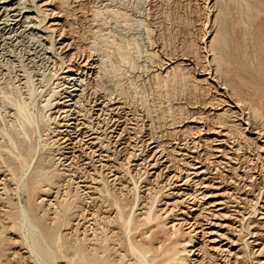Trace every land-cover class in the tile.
<instances>
[{
	"label": "bare ground",
	"instance_id": "1",
	"mask_svg": "<svg viewBox=\"0 0 264 264\" xmlns=\"http://www.w3.org/2000/svg\"><path fill=\"white\" fill-rule=\"evenodd\" d=\"M37 1L38 0H0V47L2 48V50H5V49L7 50L10 48V46L8 47V45H7L10 42V40L13 41V39L15 37H16L15 40L22 37L23 31L19 32V31H21V30H19L20 27L28 28L30 26V24L33 22V20L35 18L39 17L38 15L42 11V9L40 8L41 7L40 4H43V5L49 4V0H46V1L44 0L43 3L41 2L39 4ZM109 1H108L109 3L106 4L104 7H102L99 10H96L97 12L94 10L95 17H97V16L99 17L102 15V17H100L99 19L94 18V20L98 21L100 26L103 24H106L108 22L107 20L109 18L110 19L113 18L114 22H116V23H118L119 21H121L123 23H127V21H128L127 20V16H128L127 4L125 2H123V3L118 2L119 4L117 2L114 3L115 2L114 0H109ZM233 1L234 0H217L216 4L214 6H216L218 4V2L233 3ZM258 1L260 2V0H258ZM237 2H239V1H237ZM240 2L245 8V10L244 9L242 10L245 12L242 14V12L240 11L241 12L240 14L244 15V17L246 16V18L249 17V15L251 16L250 19L253 18L252 15L249 14L250 11L252 10L251 6L254 5L252 0H241ZM122 5L123 6L125 5V6L123 7ZM254 7H255V10L259 14H262L261 13L262 11L259 9V7H261L263 9L262 6L258 7L257 5H254ZM52 10H51V12H52ZM55 11L56 10H53V13ZM33 14L34 15L38 14V15H37V17H34ZM61 14H63V13H61ZM240 14H239V16H240ZM51 15L49 14L50 17H51ZM56 15L57 14H55L54 16H56ZM41 16H43V15H41ZM46 17L47 16H45L44 18H46ZM261 18L263 19V17H261ZM216 20H215V22H217ZM239 20H244V19L239 18ZM40 21H42V19ZM60 21L61 20H54V21L52 20L51 22L49 21L50 25H48L49 26L48 28L51 29V31L56 30L58 28V26L60 27V25H61L62 21L61 22ZM254 21H255V19H254ZM243 22H244L245 26L249 25L245 22V20ZM262 22H264V20ZM42 23H44V22H42ZM62 24H63V22H62ZM239 24H240V21H239ZM18 25H20V27L15 29V27H17ZM40 25H41V23H39L37 25V27L42 28ZM263 25H264V23H263ZM31 26L33 27V25H31ZM43 26H44V24H43ZM250 27H248V28H250ZM146 28L149 29V27H146ZM151 30L155 31L154 29H151ZM224 30H225V28H224ZM262 30H264L263 27H262ZM223 32H225V31H223ZM223 32L217 31L215 35L213 34L214 37L210 41V43H211L210 48L207 51L202 49L203 52H206V55H201L200 52L196 51L198 49L195 46L194 48H196V50H195L196 52L195 51L194 52H185L182 55L181 54H171V53L168 54L167 53L168 55L161 56L162 54L160 55V53H159L160 51L156 46L153 50L151 57L149 56L151 53H148L149 54L148 56H149V59H151L152 56L156 57V60L155 61L153 60L154 62L152 60L151 61H152V63H155V66L157 67V69H155V70H157L158 72L154 73V80L156 81V83L155 82L154 83L156 84V86L158 88H162L163 90L166 88V90H167L170 86L175 87V85H177V84L187 86L189 84L187 82V79H188V77H191V79L193 81L192 85L194 87L195 92H197V93H198V91H199V93L204 92V93H206L207 96H209L208 100L206 99L203 101V103L200 102L198 104H200V105L206 104L207 111H208V109H209V111L215 110L214 112L211 113L212 117H209L210 118L209 119L208 116L203 117V114L206 111H201L202 109L199 110L201 107H200V105H198V107H200V108L198 109L197 112H189L188 113L189 116L187 115L188 117L180 116V119L178 120V122H176L174 120L175 116H173L174 115L173 107L169 105L170 106L169 113H170L171 117L173 118L171 120L174 121L173 122L174 124L177 123V125L175 126L176 128L173 129V134L171 133V136L173 139L172 141H174V143L177 144V146L175 145L176 147L183 149V150L184 149L189 150L192 153H196V156H193L192 154L190 155L186 152L185 153L179 152L178 154H181L183 156L187 155L188 158L191 157L192 160H195V163H199L197 165H194L190 161L186 160V162L189 165V166L187 165V167H189L188 170L201 168L202 166H204L205 162H210L211 164H213L215 166L216 170H221V169H219V167H220V165L222 166V163L225 162L224 159H230L228 162H230V161L234 162L235 161L234 159H239L236 154L241 150L244 151V149H245V152L244 153L242 152V153H243V156L245 157L246 160H248L250 162L254 159V157H256L257 161L260 162V167L258 168V170L256 172H258L257 176L259 175V179H261V180L258 183V185H254V187L252 188L253 192L251 193L253 195V200H254L255 206H254L252 212H250L249 216L247 215V217H245V215H243L240 212V210H237V209L233 210L234 213H237L238 215H241L242 217L238 218V216L235 214L234 218H232V219H234L235 222L236 221L240 222L239 231L244 230L245 226L243 224V221L244 220H250L249 217L262 220L263 222L262 221L261 222H262L263 227H261V228L264 229V106H262L260 108H255V106L252 107L253 109L255 108L253 111L254 112L253 115L250 112L253 109L250 108L251 109L250 111L249 110L245 111V108H243V106H242L243 104H245V102L243 101L244 99L242 100L241 97L238 96V94H239L238 91L234 89L235 85L232 86L233 84H231L230 81L223 80V77H222L223 74L230 72L231 68H234V70H235V66L233 65V63H234V57H237V56H234L232 54L233 52H230L231 54H227V53H225L224 48L222 49V47H224L226 45L225 41H222L223 42L222 44L219 42V39L223 38V36H224ZM206 34H208V33H206ZM244 34H245V32H244ZM60 35H61V33H60ZM258 35H260V34H258ZM248 37L252 38L251 34ZM109 38H110V41L108 42V47L110 50L107 54L99 53V52H102L101 51L102 48H98V49L96 48V50H95V52L98 51V53H99L98 67L96 65H94L95 61H93L92 59H89L86 61L84 59L82 61L84 64L81 67H84L85 69H89L90 74H91V71H93L92 72L93 74H94V71L99 73L98 79L96 78L98 80V84L94 85L92 87V88H94V92L90 97H87V93H86L87 83L80 81L79 76L78 77L76 75L73 77L68 76L66 81L64 82V85H66V86L63 89V91L64 90L65 91L64 92L62 91L60 96H58V98L55 99V102L53 100H50V99H52L51 97H54L53 95H55V93L57 91L55 92V90H54V92H55L54 94L52 91V93L49 94V97H47L42 102V106L40 105L42 110L38 111V113L36 114L33 111L35 108L33 106L36 105V104H34V103H36V102H34L35 101L34 95L36 92L35 91V84L33 83V80L29 76L30 74L27 70L24 71V73H23L24 77L22 78L23 88L25 89L23 91L21 90L22 88L20 89L21 90L20 91L18 89H15L12 86L10 87V82L1 81V79H0V117L3 119L2 124L0 123V135H1L0 141H2V139H3V141L0 142V176H3V178H1V180H0V242H19L21 245H24V247L27 248L26 252H29V255L27 258H24L23 255H19L18 260H23V264H32V263L33 264H128L129 262H130L129 264H186V261L191 260L190 258H187L186 256H184L185 253H183V252H188L187 249L189 247L186 248V246L184 245V247L182 246L183 247L182 249L179 248L180 247L179 245L181 244V240L180 241L176 240L170 245H165L163 243L162 244L159 243L161 245L156 246V242L159 240L160 233L166 231L165 227L164 228L162 227L160 229L157 228V227H159L158 225H160V224L162 225V222L157 220V217L160 215L159 212L157 213L154 211L155 206H156L155 203H157L156 199H158V198L154 197L155 199H153L152 202L150 201V205L148 204L149 206L145 207V210L143 212H141L138 215H135L136 210L140 209V204L142 203V202H140L141 197H138L139 192H137V190H138L139 186H138V181H136V180H134L135 184H134V188H133L137 192L136 195L134 196L136 199L133 201L134 203L130 206V210L128 211V213L126 212V208H125L126 206L118 205L117 202H119V201H116V199H108L106 197L105 192L107 189L101 190V192H100L102 194L101 199H99V201L93 205L91 203V205L94 208L92 207V209H91L89 206L83 207L80 211L77 212V216H78V218H80L79 219L80 221H78L76 223V225L73 227L74 233H73L72 239L68 240L67 238H62V236H61L60 229L65 222V217H67V216L69 217L72 214L74 215V208H75L76 203L74 202V200L73 201H66L64 198H63V200H61V198H60L61 195L59 196V193H60L59 191L61 190L60 183L66 182L65 179H60V178L55 179V175L48 176V175H46V173L44 171L45 170L44 162L42 161V158L39 157L40 155L42 156L43 153L41 152V148H42V146L44 147V145H45V143H44V145L40 146V144L38 143V141L40 140L39 136L41 134L40 124L41 125L43 124V126L46 128V130H44V131H48L49 135H50L49 131H51V130H52L51 132H53V133L57 132L56 133L57 139L54 136L55 142H57L55 144H58L56 147L57 149L55 151H57L56 153H58V154L60 153V155L63 156V160H64V163H62V161L60 163L65 165L64 167H66L67 170L70 167H72L70 172H73L74 174L78 175L77 178H79L80 182H86L88 180V177H89L90 171L89 172L86 171L84 174L78 173L79 168H81V167L84 168L83 166L85 163L86 164H92V166H93V164H96L95 162L102 163L103 161H107V163L103 164V166H102L103 168H105L108 165V161H110V160L118 161V160L122 159L123 153L133 143H134V146L133 147L131 146L133 148V151H131V152L126 151L127 153L124 154V156H126L124 158V160H127V163H129L130 159H132L133 161L139 160L136 158L137 152L134 151L135 150L134 147L140 146V144L139 145L135 144V142H137L138 139H140L139 136H141V139L138 141V143H140V142L142 143L141 146H143V150H142L143 152L145 151L146 148H148L147 151L152 150V149L155 150V152H154L155 156H157L159 154V156H158L159 159H157V162L155 164L160 162V158L162 159L164 157V155H163V157H160V156L167 149V147H165V145L163 144L164 139H161V137H163V136H159L161 139L159 141L157 138L158 135H157V137L155 136L158 133L154 134L152 132L153 129L151 130L152 133H150L148 131L149 133L145 132V134L142 135V133H144L140 130L142 128H138V126H137V128L141 132V134L138 135L139 131L136 128L137 124L134 123V120H136V118L134 119V117H131V115L133 114L132 116H134L135 113L132 112L133 110H127V108H128L127 107L128 94H129L128 91L131 88L133 89L132 94H134L136 96L138 95V97H140L139 94L142 95L140 98L141 99V105H142V102L145 103L144 96H143V93L145 91L142 93L141 90L140 91L137 90V87L139 88V86H137L135 88L133 82H135L136 80L133 81L130 78H128L131 80V82L127 81L128 82L127 83L125 81L126 83H124L123 78H125V77L120 78V74H119V72L121 73L123 71V66L124 67L127 66L128 68L131 67L133 69H135L137 67L136 60H137V55L140 54L139 47L138 46L133 47L132 43H125L124 44L123 41L120 38H117L114 34L113 35L109 34ZM238 38L242 39L244 37H242V38L238 37ZM148 39H149V37H148ZM150 39L152 40L151 44L153 42V44L156 45L155 39L153 37L152 38L150 37ZM247 39H245V40L247 41ZM252 39H253L252 41H254V37ZM52 40H53V38H52ZM74 41H75V39H74ZM241 42H243V44H244V41H241ZM218 43H220V44H218ZM240 43H239V45H240ZM70 44L68 43V47L70 46ZM192 44H193V42H192ZM243 44H241L242 47H243ZM253 44L254 43H252L251 45H253ZM193 46H194V44H193ZM247 46L248 45H246V47ZM255 46H256V44H255ZM11 47H12V45H11ZM263 47L264 46H262V48ZM84 48H85V46H84ZM135 48H137L136 51H134ZM251 48H250V50H251ZM243 49H244V47H243ZM256 49L257 50L255 52V58L257 59L258 65L263 67L264 58L260 59V57H262L261 55L264 53V48L262 50H259V48L256 47ZM230 51H232V50H230ZM241 51H239V54ZM237 54H238V52H237ZM247 54H248V52H247V50H245L243 55L247 56ZM210 56H213L212 60L208 59V57H210ZM239 56H242V55H239ZM244 56H242V57H244ZM242 57H240V58H242ZM247 58H245V62H247L246 61ZM251 59L252 58H250L249 60H251ZM249 60H248L249 63L252 62ZM252 60H254V59H252ZM238 61H239V59H238ZM237 62H236V64H237ZM241 62L244 63V61H239V63H241ZM244 64H243V66L245 67ZM253 64H254V66L256 65L255 63H253ZM146 65H148V64H146ZM152 65L153 64H151V66ZM225 65H227L228 67L224 68ZM250 65H251V63H250ZM251 66H249V67L252 68ZM153 67H154V65H153ZM239 67H241V66L239 65ZM244 67H241V68H243L244 71L246 72ZM247 67L248 66H246V68ZM258 67H257V70H259L261 72V70L258 69ZM66 69H67V67H66ZM254 69L256 70V68H254ZM261 69L263 70L264 68H261ZM79 70H80V68L75 69L74 66L71 65L68 67V70L66 72H72V74L81 75V73L83 71H79ZM81 70H83V68ZM234 70H232V71H234ZM250 70H247V72L249 71V73H250ZM251 71H254V70H251ZM0 74L2 75L1 71H0ZM236 74L234 76H236ZM239 75L240 74H238L237 78H239ZM263 75H264V73H263ZM152 76H153V74H152ZM234 76L232 75V77H234ZM240 77H243V76H240ZM242 81H243V79H242ZM231 82H232V80H231ZM249 82L254 83L252 81H249ZM245 83H246V81H245ZM258 83H259V86H262V85H260V82H258ZM106 84H109V86H112L113 88L109 89V87H107ZM124 84L125 85L128 84V85L126 87H123ZM241 84L242 83H240L239 85H241ZM241 86H244V85H241ZM257 88H256V90H257ZM262 88H264V86ZM162 89H161V91H162ZM166 90H164V91H166ZM249 91H251V89ZM157 92H159V90ZM263 92L264 91L262 90V94H263ZM161 93L162 92H160V95H161ZM167 94H169V93H167ZM145 96H146V94H145ZM76 97H78L77 100H75ZM138 97H136V98H138ZM257 97H259V96H257ZM134 98H135V96H134ZM170 98H172V97H170ZM136 101H138V100H136ZM147 102L145 105L147 107H149V105H147ZM167 102H170V101H167ZM82 103H83V106L80 107V105H82ZM134 103L136 104V102H134ZM55 104H56V106L54 107ZM86 106H89L90 108L88 109V108H86ZM225 106H228V107L225 108ZM247 106H248V104H247ZM132 107H136V106H132ZM249 107L250 106H248L247 109H249ZM51 109H53L55 111L52 114H49V111ZM44 110H46V112ZM220 110H223V111L221 113H216V111L220 112ZM94 111L96 113H94ZM135 111H136V109H135ZM146 111H148V110H146ZM151 111L147 112V114H149L147 116H149L148 118H151L150 119L152 121L151 124H153L154 121H153V117L151 115ZM163 111L161 110V112H163ZM58 113H59V115H58ZM152 113H154V112L152 111ZM164 113L165 112H163V114ZM166 113H167V111H166ZM53 114H56V115H53ZM95 114L97 115V117H95V119H97V118L99 119L97 127H95L93 125L94 124L93 121L87 120V118L93 119V116ZM163 114L161 113V115H163ZM254 114L257 116V117H255V120L252 119ZM164 115L162 116L163 118L165 116H167V114L165 116ZM170 115H168V116H170ZM250 115H252V117ZM40 116H41L42 122L40 121ZM58 117H59V119L61 118L60 121L58 120ZM101 117H103V118L100 119ZM135 117H136V115H135ZM138 117H140V116H138ZM165 118H168V117H165ZM257 118H259L258 120L261 121L260 123H259V121L258 122L256 121ZM44 120H46L48 123H50L49 121H51V122L54 121L55 124L57 125V127H55V126L54 127L58 128V130L56 131V129L54 127H53L54 129L50 128L51 127L50 124H52V123L47 124V122L46 121L44 122ZM137 120H139V119H137ZM61 122L63 124H61ZM138 122H141V121H138ZM191 123H198L201 125L191 126ZM130 124H132V125L136 124V125H135V127H129ZM152 127H149V128H152ZM179 127H180V129H179ZM101 129H102V131H101ZM136 129L138 132L137 131L133 132ZM38 131L40 133V134L39 133L37 134V135H39L38 136L39 138H37V139L34 138L35 140H37V142H34L35 140H33V142L32 141L26 142V141H28L29 137H31V133L36 134ZM182 131L184 132L182 134H186V133H194V135L196 134V137H194L192 140L189 138L191 140L190 143H193L192 146H190V143H189L190 140L188 141L186 139L183 141L184 143L181 141L182 138L180 140V134H181L180 132H182ZM104 134L106 135L105 138H107V141L104 139L101 140V138H103V137L100 135H104ZM45 135L46 134H44V137H42L43 139L46 138L47 136L49 137V135H47L46 137H45ZM60 135H62V136H60ZM165 135H167V134H165ZM206 135H209V136H206ZM34 136L36 137V135H34ZM41 136H43V135H41ZM58 136H60V137H58ZM167 136H169V135H167ZM203 137H205V138H203ZM210 138H212V139H210ZM197 139H199V140H197ZM200 141L201 142L203 141L204 144L206 145V149H207L206 151L207 152L203 151L204 153H199L197 151L198 147L200 148V143H201ZM44 142H46V141H44ZM105 142H106V144H105ZM48 143H49V140H48L47 144ZM53 144H54V142H53ZM50 145H51V142H50ZM52 146L53 145H51V148H52ZM46 147H49V146H46ZM95 147H97V148H95ZM54 149H55V145H54ZM42 150H44V148H42ZM46 150H45V152H47ZM51 150H53V149H51ZM174 151L176 152V150H174ZM40 153H42V154H40ZM56 153H53V154L55 155ZM231 154H234L236 156H234V157L230 156ZM175 155H177V154H175ZM251 155H253L254 157H252ZM47 156H49V155H47ZM47 156H46V158H47ZM106 157L109 159H106ZM53 158L54 157H52V159ZM176 158H177V156H176ZM59 159L61 160V158H59ZM85 159H89L90 162L87 160H86L87 162H85L84 161ZM150 159H152V158H150ZM81 161H83L85 163L83 164V166H81V164H80V166L78 167L77 165ZM165 161H166V159H165ZM182 162H183V160H182ZM121 163H124V162H121ZM139 164H142V162ZM135 165H137V164H135ZM111 166L113 167V165L110 164L107 167V169H111ZM153 167H155L154 164H153ZM75 168H77V169H75ZM99 168H101V167H99ZM237 168H239V167H237ZM222 169H223V167H222ZM114 170H116V169H114ZM139 170H140V168H139ZM146 172L147 171H145V173ZM206 172L209 173V171H207V168L206 169L203 168V169L193 171V172L189 171V173H187V177H185L186 180L185 181L183 180L184 182H182L181 185H191L193 183L192 185H195L194 187H196V188L205 187L207 185V184H204L205 181H203L205 179V176H203L202 178L200 176L204 173L206 174ZM73 173H72V175H73ZM111 175L114 177L116 175V173L111 174ZM192 175H193V177H192ZM246 176H248V175H246ZM257 176H254V174H252V175L249 174L248 177L251 180H254V179H257ZM114 178L117 179L116 176ZM118 178L121 179L120 177H118ZM70 179L71 180L73 179L72 176L70 177ZM92 179L96 180L97 178L92 177ZM132 179H134L133 175H132ZM177 180H178V178H177ZM87 187H90V186H87ZM52 188H56V191H55V189H54V191H55V194L56 193L57 194L55 195V199L50 200L49 206L52 205V207L49 209L47 207L48 204L44 203V200H47V199L41 198V197H45V196H41V195L43 194L44 191L49 192ZM147 189L149 190L151 188L148 187ZM89 192H92V191H87L86 194H88ZM196 192H198V189L193 191L194 194H196ZM134 193H135V191H134ZM217 193H219V192H217ZM12 194H15L17 197H19L20 201L14 202V199L11 197ZM202 194H203L202 196H204L203 198H205V196H207V194H205L203 192H202ZM220 195H221V193H220ZM23 196L26 197L25 202L23 201ZM89 196H90L89 199L94 198V197H91V196H93V195H91V193ZM209 197H210V195H209ZM248 199H250V198H248ZM54 200H58V202H53ZM93 201H95V198L93 199ZM227 202H230V201L228 200ZM224 203H222L221 201H218L217 203L215 202V204H217V205H219V204L224 205ZM209 204H210L209 206H211V207L212 206L217 207V205H215L214 202H212V203L209 202ZM135 206H136V208H135ZM199 208H200V206H199ZM222 208H224V207H220L219 209H222ZM142 209H143V207H142ZM156 209H157V207H156ZM194 209L197 210V208H195V207H194ZM194 209L192 208V210H194ZM216 210H218V209H216ZM216 210L215 211H207V208L204 207L203 204H202V207L199 209V211H201L200 212L201 214L202 213L204 214L207 211L208 216L210 213L212 218H219L220 215L223 216V218H226L225 216L229 215V218H230L233 215V214H231V212H229V214L226 212L224 214H221V213L217 214V212L219 210L218 211H216ZM113 213H115L114 216H112ZM157 214H158V216H157ZM139 216L142 217L141 221H137V218L139 220ZM160 218H161V216H160ZM66 221L68 222L69 220H66ZM81 221H83L82 227L80 225L82 223ZM211 221L212 220H209L208 223L212 224V225H217L216 223H213ZM176 225L173 224L171 227L175 228ZM260 225H261V223H260ZM83 226L84 227L86 226V227L83 229ZM166 228H167V226H166ZM174 228H173L172 233L174 234L175 237H177L181 231H180V229L174 230ZM178 228H179V226H178ZM252 228H256V225H251V223L248 222L247 223V234L250 235L251 237L258 236L257 232L251 230ZM169 231L170 230H168V232ZM182 232H185V231L183 230ZM206 233L203 232V234H206ZM169 236H171V235L169 234ZM248 238L245 239L244 242H246L247 245H250L251 243H249V242H254V241H249ZM166 240L167 239H165L164 241H166ZM188 241H184V243L188 242ZM218 241L219 240H217V239L211 240V242H218ZM233 241L235 242L236 240H233ZM231 244H235V243H231ZM186 245H188V244H186ZM189 245H190V243H189ZM202 245H204V244H202ZM220 246H218L217 249L218 248L220 249ZM213 247H215V246H213ZM252 248H254V247L252 246ZM215 249H216V247H215ZM196 250H198V249H196ZM202 250H203V252L206 251L203 248V246L202 247L200 246L199 251H202ZM224 250L228 251L227 252L228 255H233L234 257L237 256V258L239 256V253H237V252H232V250H228L227 248H224ZM189 252H192V250L189 249ZM193 252H194V250H193ZM16 253H17V251H16ZM198 253H200V252H198ZM19 254H21V253H19ZM3 256L4 255H0V262H1V259L3 258ZM189 256H190V254H189ZM201 256H203V253ZM213 256H211V257H213ZM158 258H160V259L158 260ZM203 258H205V257L203 256ZM260 259L257 260V263H259V264L263 263L264 264V260L261 261ZM201 261H202V259L198 260L196 262H198V264H203V263H201ZM237 261H238V259H237ZM11 262H12V259H6L5 263H11ZM192 262H194V261H192ZM234 264H235V262H234Z\"/></svg>",
	"mask_w": 264,
	"mask_h": 264
},
{
	"label": "rangeland",
	"instance_id": "2",
	"mask_svg": "<svg viewBox=\"0 0 264 264\" xmlns=\"http://www.w3.org/2000/svg\"><path fill=\"white\" fill-rule=\"evenodd\" d=\"M43 1L44 0H38L37 2L39 4L41 2L43 3ZM108 1L109 0H51V1L49 0V4H47V5L40 4L41 5L40 8L42 9V11H41L42 14L41 13L40 14L38 13L39 15L33 14L34 17H37V15L39 17L35 18L28 28L20 27V25L15 27V29L20 27L19 30H21V31H19V32L23 31L22 37H20L19 39H16V40H15V38H16L15 37L13 39V41H11V40H10V42L8 41L9 43L7 45H8V47L10 46V48L7 50L6 49L2 50V48L0 47V71L2 72V75L0 74L1 75L0 76L1 81H8V82H10V87L12 86L18 90H20L22 88L21 90L23 91L25 89L23 88L22 78L24 77V75H23L24 71L27 70L30 74L29 76L33 80V83L35 84V91L36 92L34 95V99H35L34 102H36V103H34V104H36L37 106L34 105L33 107H35V108L37 107V108L36 109L34 108L33 111L36 114L38 113V111L42 110L41 109L42 102L47 97H49V94L52 93V91H53V94L57 91L55 93V95H53L54 97H51L52 99H50V100H53L55 102V99L58 98V96H60L63 89L65 88L66 85H64V82L66 81L68 76H71V77H73L75 75L77 77L79 76L80 81L87 83V91H86L87 97H90L93 94L94 88H92V87L94 85L98 84L97 79H98L99 73L94 71V74H93L92 73L93 71H91V74H90L89 69H85L84 67H81L84 64L82 61L84 59H85V61L92 59L93 61H95L94 65H96L98 67L99 53L107 54L110 50L108 47V42L110 41L109 34H112V35L114 34L117 38H120L124 44L125 43H132L133 47L138 46L139 50H140V54L139 55L136 54L137 55V60H136L137 67L135 69H133L131 67L128 68L127 66L126 67L123 66V71L121 70L122 72L121 73L119 72V74H120V78H123V77L126 78L127 77L126 79L123 78L124 83H126L127 81L131 82V80H133V81L136 80L135 82L132 81L134 83L135 88L137 86H139V88L137 87V90H139V91L141 90L142 93L145 91L143 93L145 103L142 102V105H141V99H140L142 95L139 94L140 97H138V95L136 96V95L132 94V92H133L132 88L129 90L130 92L128 91L129 94H128V104H127L128 108H127V110H133L132 112L135 113L134 116H132L133 115L132 114L131 117H134V119L136 118V120H134V123L137 124V125L135 124L136 128H137V126H138V128H142V129H140L142 132H144V133H142V135H144L145 132H147V133L153 132L154 134L158 133L155 136L157 137V135H158L157 138L159 141L161 139H164L163 144L165 145V147H167V149H166L167 151L165 150L163 152V154L160 156V157H163V155H164L165 158L164 157L162 159L160 158L159 163L155 164L157 162V159H159L158 158L159 154L157 156H155V153H154L155 150L154 149L147 151L148 148H146L144 152L142 151L143 150V146H141L142 143L141 142L138 143V141L141 139V136H139L140 139H138V141L135 142V144H137V145L140 144V146L134 147V149H135L134 151L137 152L136 158L139 160L133 161L132 159H130L129 163H127V160H124V158L126 157V156H124V154L127 153L126 151H130V152L133 151L132 147L134 146V143L131 145L132 147L130 146L131 148L128 147V149L123 153L122 159H120L118 161H115V160L108 161L107 167L110 164L113 165V167L111 166V169H107V167H105V168L102 167L103 164L107 163V161H103L102 163L95 162L96 164H93V166H92V164H86L85 162H87V161L90 162V160L85 159L84 160L85 162L81 161L82 163L80 162L77 165L79 167L80 164H81V166H83V164L85 163L83 166L84 168H82V167H81L82 169L79 168L78 173L84 174L86 171L87 172L90 171L91 173L89 172V177H88V180L86 182H80L79 178H77L78 175L74 174L73 172H70L72 167H70L69 168L70 170L68 169L69 170L68 171L66 169V167H64L65 165L62 164V163H64L63 156H61L60 153L59 154L56 153L57 151H55L57 149L56 147L58 145V144H55V143H57V142H55V137H56L57 132H54L55 133L54 134L53 132H51L52 131L51 130V131H49L50 132V135H49L48 131H44V130H46V128L43 126V124L42 125L40 124L41 134L39 133V131L36 134L31 133V137H29L28 141H26V142H31V141L33 142V140H35L34 138L37 139L40 137L39 138L40 140L38 139L40 141V142L38 141L40 146L44 145V143H45L44 147L42 146V148H44V150H42V148H41V152L43 154L40 153V154H42V156L40 155L39 157H41L42 161L44 162V166H45L44 171H45L46 175H48V176L55 175V179H58V178L65 179L66 182L60 183L61 190L59 191L60 192L59 196L61 195L60 196L61 200H63V198H64L66 201H73L74 200V202L76 203L75 208H74V215L72 214L69 217L68 216L65 217V222L60 229L62 238H67L68 240L72 239L73 233H74L73 227L76 225V223L78 221H80L79 220L80 218H78V216H77V212L80 211L83 207L89 206L92 209V207H93L92 205L97 203L99 201V199H101V197H102V194L100 193L101 190L107 189L105 192L106 197L108 199H116V201H119V202H117L118 205L126 206L125 208H126L127 213L130 210V206L134 203L133 201L136 199L134 196L136 195L137 192H139L138 197H141L140 202H142L140 204L141 210L137 209L138 211L136 210L135 215H138L141 212H143L145 210V207L150 205V201L152 202L153 199L158 198V199H156L157 203H155L156 206H155L154 211L157 213L159 212L160 215L158 216V214H157V216H158L157 220L161 221L162 225L161 224L158 225L159 227H157V228L160 229L162 227L163 228L165 227L166 231L160 233V237H159V240L157 241L158 243L156 242V246H159L162 243L165 245H170L176 240L177 241L181 240V244L179 245L180 249H182L184 247V245L186 246V248L189 247L187 249L188 252H183V253H185L184 256L191 259V260L186 261V264H198V262H196V261L201 260V259H202L201 263H203V264H234V262H235V264H259V263H257L258 259L261 258L260 259L261 261L264 260V229L261 228V227H263L262 226L263 221L260 219H257V218L249 217L250 220H244L243 221V224L245 226L244 230L239 231L240 222H237V221L235 222V220L232 218H234L235 214L238 216V218L242 217L241 215L234 213L233 210H235V209L240 210V212L243 215H245V217H247V215L249 216L250 212H252L255 205H254L253 195L251 193L253 192L252 188L254 187V185H258V183L261 180V179H259V175L257 176L258 172H256L258 170V168L260 167V162L257 161L256 157H254L253 155H251L252 157H254V159L252 161L249 162L248 160H246L245 157L243 156V153L245 152V149H244V151L241 150L236 154L239 159H234L235 160L234 162L233 161L228 162L230 159H224L225 162L222 163V166L220 165V167H219V169H221V170H216L215 166L213 164H211L210 162L204 163V166H202V167L205 169L207 168V171H209V173L206 172L207 175L204 173L200 177L202 178L203 176H205V179L203 181H205L204 184H207L208 186L206 185L205 187H202V188H196V187H194L195 185H192L193 183L191 185H181V183L186 180L185 177H187V173H189V171L193 172V171H197V170H200L203 168L201 167L198 169H189L188 170L189 167H187L188 163L186 162V160L190 161L194 165H197L199 163H195V160H192L191 157L188 158L187 155H184L185 156L184 157L183 155L178 154L179 152L180 153L186 152L190 155L192 154L193 156H196V153H192L189 150H185V149L183 150V149L176 147L177 144H175L174 141H172L173 139H172L171 133L173 134V129L176 128L175 126L177 125V123L174 124L173 123L174 121L171 120L173 118L171 117V115L169 113L170 106L173 107V110H174L173 116H175L174 120L176 122H178V120L180 119V116L188 117L189 112H197L200 107L201 108L199 110L202 109L201 111H206L203 114V117H207V116H208V118L212 117L211 113L214 112L215 110L209 111V109H208V111H207L206 104H202V105L198 104L200 102L203 103V101L206 99L208 100L209 96H207L206 93H204V92H202V93H199V91H198V93L195 92L194 87L192 85L193 81H192L191 77H188L189 80L187 79V82L189 83L187 86L186 85L183 86L181 84H177V85H175V87L170 86L171 88L169 87L170 89L169 88L167 89L169 92L166 90V88L164 89L166 91H164L162 88H158L155 84L156 81L154 80V73H156L158 71L155 70V69H157V67L155 66V63H152L153 60L154 61L156 60V57L152 56V58L149 59V56L151 57L153 50L156 46L160 51L159 52L160 55L162 54L161 56H166L169 53L182 55L185 52H194L196 50V48L198 49L196 51L200 52L201 55H206V52H203V50L207 51L210 48V45H211L210 41L212 40V38L214 37L216 32L217 31H220V32L225 31V32H223V34H224L223 38L219 39V42L221 44L223 43L222 41H225L226 45H227V46L225 45L224 47H222V49L224 48V51L227 54H231L230 52H233L232 54L234 56H237V57H234V63H233V65L235 66V70H234V68H231L230 69L231 71L229 70L230 72L223 74V76H222L223 80L230 81V83L233 84L232 86L235 85L234 89L238 91V93H239L238 96L241 97L242 100L244 99L243 101L245 102V104H243L242 106H243V108H245V111H248V110L250 111L251 109H253L252 107H254V106H255V108H260V107L264 106V100H263L264 99V92L262 94V90L264 91V88H262L264 86L263 85L264 84V75H263L264 69L263 70L261 69V68H264V65H263V67L258 65L257 59L255 58V52L257 50L256 47H258L259 50H262L264 48V47L262 48V46H264V32H263L264 30H262V27L264 29V25H263L264 22H262L264 20V10H263L264 9V0H260V2L258 0H252L254 5H257L258 7L262 6L263 9L261 7H259V9L262 11L261 12L262 14H259L255 10L254 5H252L251 6L252 10L249 13L253 17L251 19H250V17H251L250 15H249V17H247L248 19L246 18V16L244 17V15H242L245 12L242 10L243 9L245 10V8L241 4V2H240L241 0H236V1L234 0L233 3L218 2V4L216 6H214V5L216 4L217 0H114L115 1L114 3L125 2L127 4V6H128V10H127V12H128L127 20L128 21H127V23H123L121 21L116 23V22H114L113 18H111V19L109 18L107 20L108 22L106 24H103L100 26L99 22L94 20V18L99 19L100 17H102V15L99 17L98 16L95 17L94 10L96 11V10L101 9L102 7H104L106 4H108L110 2V1L109 2ZM237 1H239V2H237ZM52 9L56 10V11L53 13ZM51 10H52V12H51ZM240 11L242 12V14H240L241 13ZM52 13L54 15L55 14H57V15L54 16ZM61 13H63V14H61ZM49 14L53 15V16L51 15L52 18L49 16ZM239 14H240V16H239ZM41 15H43V16H41ZM45 16H47L46 17L47 19L44 18ZM241 17L251 27L249 25L245 26V24L243 22L244 20H239V18L242 19ZM261 17H263V19ZM41 19H42V21H40ZM254 19L256 22L254 21ZM52 20L53 21L54 20H61L63 22V24L60 21L61 22L60 27L58 26V28L56 30L51 31V29L48 28L49 27L48 25H50V22ZM215 20L217 22H215ZM239 21H240V24H239ZM42 22H44V23H42ZM39 23H41L40 26L42 28L37 27V25ZM43 24H44V26H43ZM31 25H33V27ZM146 27H149V29H147ZM248 27H250L251 29ZM224 28H225V30H224ZM151 29H154L155 31H153ZM59 32L61 33V35ZM244 32L246 35L244 34ZM206 33H208L209 35ZM250 34H251L252 38L254 37V41H252L253 39L251 37H248V36H250ZM258 34H260V35H258ZM148 37H149V39H148ZM150 37L151 38L153 37L155 39L156 45H154L153 42L151 44L152 40L150 39ZM238 37H241V38L244 37V38L240 39ZM52 38H53V40H52ZM74 39H75V41H74ZM245 39H247V41ZM241 41H244V44ZM192 42H193L194 46H193ZM249 42L251 44L252 43H254V44L251 45ZM68 43L69 44L71 43L72 45L70 44V46L68 47ZM220 43H218V44H220ZM239 43H240V45H239ZM241 44H243L244 49H243ZM255 44H256V46H255ZM11 45H12V47H11ZM246 45H248V46L246 47ZM84 46H85V48H84ZM195 46H196V48H194ZM96 48L97 49L102 48V50H101L102 52H99V53H98V51L95 52ZM250 48H251V50H250ZM136 49L137 48H135L134 51H136ZM230 50H232V51H230ZM245 50H247V52H248L247 56L243 55ZM239 51H241L240 54H239ZM237 52H238V54H237ZM148 53H151V54L149 55ZM263 54L261 55L262 57H260V59L264 58ZM239 55H242L244 57L239 56ZM240 57H242V58H240ZM212 58H213V56L208 57V59H210V60H212ZM245 58H247L246 59L247 62H245ZM250 58L254 59L255 61L252 59L249 60ZM238 59H239V61H244L245 64L243 62L239 63ZM248 60L252 61V62H250L252 66L250 65ZM236 62L238 65L236 64ZM253 63H255L256 65L254 66ZM146 64H148V65H146ZM151 64H153L154 67H153V65L151 66ZM243 64L245 65V67L243 66ZM71 65L74 66L75 69L80 68L79 71H83L81 73V75L72 74V72H66L68 70V67ZM239 65L241 67H244L246 72L244 71L243 68L239 67ZM225 66H224V68L228 67L227 65H225ZM246 66H248V67L246 68ZM249 66H251L252 68H250ZM66 67H67V69H66ZM257 67H258V69L261 70L262 73L259 70H257ZM82 68H83V70H81ZM249 68L251 70H254V71H251ZM254 68H256V70ZM232 70H234V71H232ZM247 70H250V73H249V71L247 72ZM152 74H153V76H152ZM235 74H236V76H234ZM238 74H240L239 78L240 79L242 78L243 81H242V79L240 80L239 78H237ZM232 75L234 77H232ZM240 76H243V77H240ZM128 78H130L131 80ZM231 80H232V82H231ZM245 81H246V83H245ZM249 81H252L254 83H251ZM258 82H260V85H262V86H259ZM240 83H242L241 85H244V86L239 85ZM127 85L124 84L123 87H126ZM106 86L109 87V89L113 88L112 86H109V84H106ZM256 86L257 87L259 86V87L257 88ZM249 88L251 89V91H249L250 90ZM256 88L258 91L256 90ZM157 89L159 90V92H157L158 91ZM161 89H162V91H161ZM54 90H55V92H54ZM160 92H162L161 95H160ZM167 93H169V94H167ZM145 94H146V96H145ZM134 96H135V98L136 97H138V98L135 99ZM257 96H259V97H257ZM170 97H172V98H170ZM77 99H78V97L75 98V100H77ZM136 100H138V101H136ZM166 100L170 101V102H167ZM134 102H136V104ZM146 102H147V105H149V107H147L145 105ZM247 104H248V106H250L249 109H247L248 108ZM198 105H200V107H198ZM55 106H56V104L54 105V107ZM82 106H83V103H82V105H80V107H82ZM132 106H136V107H132ZM226 107H228V106H225V108ZM86 108L89 109L90 107L86 106ZM134 108L136 109V111L138 110L139 112L137 111L138 112L137 113ZM254 109L250 111L252 115L254 113L253 112ZM146 110H148V111L152 110L154 112V113H152V111H151V115H152L153 121H154L153 124H151L152 123V121L150 120L151 118H148L149 116H147V115H149V114H147L148 111H146ZM161 110L162 111L164 110L163 112H165L164 114L165 115L167 114V116H165L163 114V112H161ZM223 110H220V112L216 111V113H221ZM44 111L46 112V110H44ZM54 111L55 110L51 109L49 111V114H52ZM166 111H167V113H166ZM94 113H96V112L94 111ZM161 113L165 117H168V118H165V117L163 118L162 117L163 115H161ZM53 115H56V114H53ZM58 115H59V113H58ZM135 115H136V117H135ZM168 115H170V116H168ZM252 115H250V116L252 117ZM138 116H140V117H138ZM95 117H97L96 114L93 116V119L87 118V120L93 121L94 122L93 125L95 127H97L99 119L98 118L95 119ZM253 117H252V119L255 120V117H257V116L254 114ZM102 118L103 117H101L100 119H102ZM137 119H139V120H137ZM258 119L259 118H257L256 121L257 122L259 121V123H260L261 121ZM46 120H44V122ZM58 120L60 121L61 118L59 119V117H58ZM40 121H41V116H40ZM138 121H141V122H138ZM2 122H3V119L0 117V123L2 124ZM49 122L52 123V124H50L47 122V124L51 125L50 128L54 129L55 127H57V125L55 124L54 121H52V122L49 121ZM61 124H63V123L61 122ZM133 125L130 124L129 127H135V125L134 126ZM195 125H201V124L191 123V126H195ZM148 126L149 127L153 126V127L149 128ZM55 129H56V131L58 130V128H55ZM137 129L134 131L132 130V131L136 132ZM179 129H180V127H179ZM140 130L138 129L139 132L137 131L138 135L141 134ZM151 130H152V132H151ZM101 131H102V129H101ZM38 133L40 134V136L37 135ZM43 133L46 134L45 137L47 135H49V137L47 136L46 138H44L45 140L42 138V137H44ZM180 133H181L180 134V140L182 138V140H181L182 142L186 139L189 141L190 139L192 140L194 137H196V134L194 135V133L182 134V133H184L183 131ZM165 134H167L169 136H167ZM34 135H36V137ZM41 135H43V136H41ZM60 136H62V135H60ZM60 136H58V137H60ZM100 136L103 137V138H101V140L104 139L107 141V138H105V136H106L105 134L100 135ZM159 136H163V137H161V139H160ZM206 136H209V135H206ZM203 138H205V137H203ZM212 138H210V139H212ZM47 139L49 140L48 144H47V142H48ZM56 139H57V137H56ZM0 140H1V137H0ZM191 140L189 141V143L191 142ZM197 140H199V139H197ZM2 141H3V139H2ZM2 141H0V142H2ZM44 141H46V142H44ZM34 142H37V140H35ZM50 142H51V145H53L52 148H51ZM53 142H54V144H53ZM105 144H106V142H105ZM54 145H55V149H54ZM192 145H193V143H190V146H192ZM46 146H49V147H46ZM50 148L53 150H51ZM95 148H97V147H95ZM45 150L47 152H45ZM174 150H176V152ZM206 150H207L206 145L202 141L200 143V148L198 147L197 151L199 153H204V152H207ZM53 153H56L55 154L56 156ZM175 154H177V155H175ZM47 155H49V156H47ZM236 155L231 154L230 156L234 157ZM46 156H47V158H46ZM176 156H177V158H176ZM52 157H54L55 159L54 158L52 159ZM59 158H61V160ZM150 158H152V159H150ZM106 159H109V158L106 157ZM165 159H166V161H165ZM182 160H183V162H182ZM61 161H62V163H60ZM121 162H124V163H121ZM141 162H142V164H139ZM135 164H137V165H135ZM153 164L155 167H153ZM99 167H101V168H99ZM222 167H223V169H222ZM237 167H239V168H237ZM139 168H140V170H139ZM75 169H77V168H75ZM114 169H116L117 171ZM145 171H147V172L145 173ZM72 173H73V175H72ZM114 173H116L115 176L117 177L118 180L114 178L115 176L113 177L111 175ZM249 174L250 175L254 174V176H257V179L251 180L248 177ZM132 175L134 176V179H132ZM246 175H248V176H246ZM71 176L73 178L72 180L70 179ZM92 177H95L97 179L94 180V179H92ZM118 177H120L121 179H119ZM192 177H193V175H192ZM1 178H3V176H0V180H1ZM177 178H178V180H177ZM134 180L138 181L139 188H138L137 192H136V190L133 189L134 184H135ZM87 186H90V187H87ZM148 187L151 188V189H149L150 191L147 189ZM54 189L56 191V188H52L49 192L44 191L43 194L41 195V196H45V197H41V198L47 199V200H44V203L48 204L47 207L49 209L52 207V205L49 206L50 200L55 199V195L57 194V193L55 194ZM194 189L195 190L198 189V192H196L197 195L193 193V191H195ZM85 191L86 192L92 191V192H89L88 194H86ZM134 191H135V193H134ZM202 192L207 194V196H205V198H203L204 196H202L203 195ZM217 192H219V193H217ZM90 193H91V195H93L91 197H94L96 202L93 201L94 198L89 199ZM220 193H221V195H220ZM209 195H210V197H209ZM11 197L14 199V202L20 201V198L17 197L15 194H12ZM25 198L26 197L23 196L24 202H25ZM248 198H250V199H248ZM228 200L230 202H227ZM218 201H221L222 203L225 202V203H224V205L223 204H219V205L215 204V202L217 203ZM53 202H58V200H54ZM209 202L210 203L214 202V204L217 205V207L216 206L215 207L209 206L210 205ZM91 203H92V205H91ZM202 204L204 205V207L207 208V211H215L216 209H218L219 211L216 210V211H218L217 214L218 213L224 214L225 212L229 214V212H231V214H233V215L230 218H229V215H226L225 216L226 218H223V216H221V215L219 218H212L210 213L208 216L207 211L204 213L205 215L203 213L202 214L200 213L201 211H199V209L202 207ZM136 206H135V208H136ZM199 206H200V208H199ZM142 207H143V209H142ZM156 207H157V209H156ZM194 207L197 208V210L194 209ZM220 207H224V208L219 209ZM192 208L194 210H192ZM114 214L115 213H113L112 216H114ZM160 216H161V218H160ZM141 219H142V217L139 216V220L137 218V221H141ZM66 220H69V221L67 222ZM209 220H212L211 222L216 223L217 225L209 224L208 223ZM81 222L82 223L80 225L82 227L83 221H81ZM248 222H250L251 225H256V228H252L251 230L257 232L258 236L251 237L250 235L247 234V223ZM260 223H261V225H260ZM171 224L172 225L177 224V225L174 228V227H171L172 226ZM166 226H167V228H166ZM178 226H179V228H178ZM85 227L83 226V229ZM173 228H174V230L180 229V231H181L179 233L180 235L178 234V236L175 237L174 234L172 233ZM168 230H170V231L168 232ZM183 230L185 232H182ZM203 232H205V233L207 232L206 233L207 235L203 234ZM168 233L171 236H169ZM247 238L249 239V241H254V242H249L251 244L247 245L246 242H244L245 239H247ZM163 239L164 240L167 239V240L164 241ZM213 239H217L219 241L218 242H211V240H213ZM233 240H236V241L234 242ZM184 241H188V242L184 243ZM159 243H161V244H159ZM189 243H190V245H189ZM231 243H235V244H231ZM186 244H188V245H186ZM202 244H204V245H202ZM200 246L201 247L203 246V248L206 250V251H204L205 253L203 252V250L199 251ZM213 246H215L216 249ZM218 246H220V249L219 248L217 249ZM252 246L254 248H252ZM224 248H227L228 250H232V252L239 253L238 258H237V256L234 257L233 255H228L227 254L228 251L224 250ZM0 249H1L0 255H4L3 258L1 259L0 264H23V260H18L19 255H23L24 258H27L29 255V252H26L27 248L24 247V245H21L19 242H0ZM189 249L192 250V252L194 250V252L193 253L189 252ZM196 249H198V250H196ZM16 251H17V253H16ZM198 252H200V253H198ZM201 252L203 253V256L205 258H203V256H201L202 255ZM19 253H21V254H19ZM189 254H190V256H189ZM211 256H213L214 258ZM6 259H12V262L11 263H5ZM159 259L160 258H158V260ZM237 259H238V261H237ZM192 261H194V262H192ZM260 264H263V263H260Z\"/></svg>",
	"mask_w": 264,
	"mask_h": 264
}]
</instances>
